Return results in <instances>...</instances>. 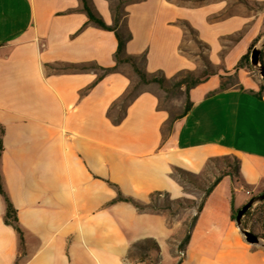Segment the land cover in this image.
Segmentation results:
<instances>
[{"label":"crops","instance_id":"crops-1","mask_svg":"<svg viewBox=\"0 0 264 264\" xmlns=\"http://www.w3.org/2000/svg\"><path fill=\"white\" fill-rule=\"evenodd\" d=\"M87 1L113 24L111 0ZM125 10V53L148 74L169 79L200 65L183 46L187 25L210 62L223 66L190 88L191 107L171 130H163L169 111L148 89L119 122L108 115L137 78L131 63L100 79L98 69L56 68L115 64V31L90 20L81 0H0V172L25 234L21 249L0 194V264H150L129 256L133 244L154 240L163 255L183 235L180 221L113 199H179L176 170L200 174L222 155L240 159V179L223 176L205 198L178 260L264 264V249L252 248L233 218L264 191V92L245 66L221 88V75L234 73L263 32L264 0H140ZM176 263L162 256L156 264Z\"/></svg>","mask_w":264,"mask_h":264},{"label":"trees","instance_id":"trees-1","mask_svg":"<svg viewBox=\"0 0 264 264\" xmlns=\"http://www.w3.org/2000/svg\"><path fill=\"white\" fill-rule=\"evenodd\" d=\"M81 1H82V9L87 12V15H88L90 20L96 22L97 24H99L104 29H109V30L115 31V34H116L117 39H118V47H117V50L115 52V64L113 66H109V67H102V66H98V65H95L92 63L83 64V65L68 64V65L59 66L56 68H58V69L70 68V69H74V70L98 69V70H101V72L98 76V79H100L104 74L116 71L118 68V65L120 63L129 62L133 66V69H134L135 73L137 74V76L139 77V79L144 83L156 81L160 85H163L164 82L175 81L176 86L179 88H181L183 85H185L186 102H185L184 110L178 116H175V117L170 116L169 121L165 125V127L167 126L166 130H171L173 121L177 118L182 117L191 107V102H190L189 97H188V93H189L190 88L195 86L199 82L203 81L204 79H206L209 75L215 74L217 72L213 71L211 73H208L205 76L198 77V76H196V74L193 70H184V71L179 72L177 75H175L174 77L169 78V79L166 78L161 73L148 74L143 69V67L139 65L136 57H133V56L125 53L126 43L131 38V33L128 31L127 26H126L127 12L125 10V6L128 3L136 2V1H140V0H116L115 2L113 0H111V8L113 11V24L112 25L106 24L100 17H97L93 13L90 6L88 5L87 0H81ZM187 28L193 31V29L191 27H189V25H187ZM123 29H125V31ZM260 36H258L250 44V47H249L247 53L244 54L240 58L238 64L234 67V73L226 74L227 76H231L232 78L235 79L237 77L236 71L240 67H244V66L250 70H253L249 64V53H250L251 47L258 41ZM261 60L264 63V48L262 50ZM209 64L212 65V63L210 61H209ZM225 72L229 73L228 70H226ZM226 75H221V78H222L221 88L222 89H226V88L232 86L233 84H235V83H229V82L224 81V77H226ZM260 88H261V91L264 92V85L262 84V82H261ZM138 93L133 94L131 91V86H130L129 89L119 98V100L115 101L111 105V107L109 108V111H108V115L111 116V118L113 119V121L115 123L120 121V119L123 117V115L125 113L127 105L138 95ZM119 105H121V114L114 117L112 115V110L115 109V107H117ZM165 127L163 128V130H165ZM2 135H3V128L0 127V157H1L2 150H3ZM219 161H222V164H223L222 166L219 164ZM212 165H214V168L212 167ZM206 171L207 172L211 171L213 173V178L210 180L209 184L207 185V187L205 189L204 195L201 199L200 204L197 207L196 213L192 217V220L187 227V232H186L184 239L178 245L180 254L184 253L185 247L188 245V242H189V239L191 236V231H192V229L196 223L198 214L202 209L205 198L209 195V193L218 184V182L221 180V178L223 176L231 175L237 180L240 179V159L235 155H222V156L211 157L201 173L206 172ZM180 174H186L189 176L198 175V174H194L192 172L182 170V169H177L174 175H175V177H177L179 179ZM179 181H180V179H179ZM261 192H263V191H261ZM261 192H256L252 196L259 194ZM159 193L160 192H156V193L151 194L150 198H152L155 194H159ZM0 194L3 196L5 203H6V211H5V215H4V221L7 224H10L15 228V230L17 231V234L19 236V242H20L21 249H24V247H25V234H24L23 229L21 228V226L18 223L17 210L14 207L13 203L11 202V200L7 194V191L5 190V187H4V184L2 181V177H1V172H0ZM116 200H123V201L131 202L138 209H141V210H146V209H148V207H150L149 205H144V204L140 203L135 198L123 196L120 192H118L117 197L115 199H113V201H116ZM238 210L239 209H237L233 212V218L234 219L236 218V214H237ZM256 215L258 216L257 220L260 222V227L262 229L261 235H264V201L250 207L245 212V214L243 215V218H242L243 227L248 228L250 231L255 233L254 226L252 225V221L254 220ZM149 241H151L155 245H157V243L154 240H149ZM133 245H136V243ZM137 259H140V258H137ZM176 264H180V259L177 261Z\"/></svg>","mask_w":264,"mask_h":264},{"label":"rangeland","instance_id":"rangeland-1","mask_svg":"<svg viewBox=\"0 0 264 264\" xmlns=\"http://www.w3.org/2000/svg\"><path fill=\"white\" fill-rule=\"evenodd\" d=\"M114 2L116 0H113ZM125 31V29H123ZM264 34V29L261 35ZM186 49V52L190 55L195 56L200 65L197 66L193 71L195 72L196 76L202 77L211 73L213 71L221 72L223 70V66H215L209 64V57H208V50L207 47L202 44L199 40H197L195 33L187 28V36L185 43L183 45ZM253 75L256 79L261 82V77L257 71L252 70ZM224 81L229 83H235V79L231 76L224 77ZM145 89L154 91L159 97V106L166 108L171 117L178 116L184 110L186 96H185V85L181 88L177 87L175 81H167L164 82L163 85H160L158 82H142L139 77L137 76L136 79L132 80L131 83V91L133 94H136L140 91ZM121 114V105L115 107L112 112L113 116H118ZM167 126L165 127V130ZM219 164L222 166V161H219ZM214 168V165H212ZM213 178V173L211 171H206L200 173L196 176H189L186 174H180V182L183 185L184 189V196L179 199H172L168 194H155L152 198L149 199L148 202H141L144 205H149L148 209L157 212L166 213L171 221L173 219H177L180 221V228L184 229L183 235L180 236L179 242H170L169 249L162 252L159 249L158 245H155L153 242L149 240L141 241L133 245L130 252L131 258H140V259H147L148 263L156 264L162 256L166 258H173L175 262L178 261V255L182 256L179 252V243L184 239L187 227L192 220V217L196 213L197 207L201 202V199L204 195L205 189L209 184L210 180ZM258 216L256 215L254 220L252 221V225L254 226L255 234L261 235V227L260 222L257 220ZM248 229V228H246ZM181 233V230H180ZM243 238L244 235L241 232ZM252 248H262L264 246L251 244ZM153 252L152 259L150 258V254Z\"/></svg>","mask_w":264,"mask_h":264},{"label":"water","instance_id":"water-1","mask_svg":"<svg viewBox=\"0 0 264 264\" xmlns=\"http://www.w3.org/2000/svg\"><path fill=\"white\" fill-rule=\"evenodd\" d=\"M264 48V34L260 36L258 41L251 47L249 53L250 67L257 71L261 77V82L264 85V63L261 60L262 50ZM264 201V191L252 196L238 211L235 221L239 230L243 233L245 240L250 244L264 246V235H257L243 227V215L252 206Z\"/></svg>","mask_w":264,"mask_h":264},{"label":"built area","instance_id":"built-area-1","mask_svg":"<svg viewBox=\"0 0 264 264\" xmlns=\"http://www.w3.org/2000/svg\"><path fill=\"white\" fill-rule=\"evenodd\" d=\"M248 194H250V191H247Z\"/></svg>","mask_w":264,"mask_h":264}]
</instances>
